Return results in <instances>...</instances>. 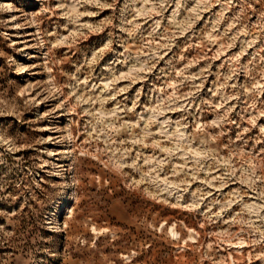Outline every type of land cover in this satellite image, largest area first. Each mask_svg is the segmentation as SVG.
<instances>
[{
  "label": "rangeland",
  "instance_id": "obj_1",
  "mask_svg": "<svg viewBox=\"0 0 264 264\" xmlns=\"http://www.w3.org/2000/svg\"><path fill=\"white\" fill-rule=\"evenodd\" d=\"M0 264H264V0H0Z\"/></svg>",
  "mask_w": 264,
  "mask_h": 264
}]
</instances>
